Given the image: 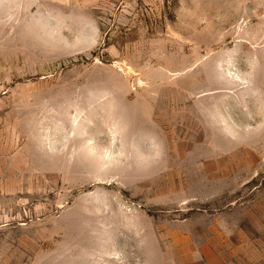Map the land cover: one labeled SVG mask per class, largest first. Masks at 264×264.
<instances>
[{
	"label": "rangeland",
	"instance_id": "rangeland-1",
	"mask_svg": "<svg viewBox=\"0 0 264 264\" xmlns=\"http://www.w3.org/2000/svg\"><path fill=\"white\" fill-rule=\"evenodd\" d=\"M0 264H264V0H0Z\"/></svg>",
	"mask_w": 264,
	"mask_h": 264
}]
</instances>
